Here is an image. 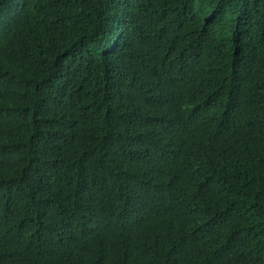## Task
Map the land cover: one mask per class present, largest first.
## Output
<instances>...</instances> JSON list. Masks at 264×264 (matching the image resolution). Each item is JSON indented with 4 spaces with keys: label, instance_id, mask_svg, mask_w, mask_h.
<instances>
[{
    "label": "trees",
    "instance_id": "trees-1",
    "mask_svg": "<svg viewBox=\"0 0 264 264\" xmlns=\"http://www.w3.org/2000/svg\"><path fill=\"white\" fill-rule=\"evenodd\" d=\"M0 264H264V0H0Z\"/></svg>",
    "mask_w": 264,
    "mask_h": 264
},
{
    "label": "clouds",
    "instance_id": "clouds-1",
    "mask_svg": "<svg viewBox=\"0 0 264 264\" xmlns=\"http://www.w3.org/2000/svg\"><path fill=\"white\" fill-rule=\"evenodd\" d=\"M220 163H223V164H225L227 167L232 168V166H230L226 161H224V160L219 161V162L216 164V166H214L212 169H210V170L207 172L206 177L204 178V181L200 184V189H202V186H203L204 183H206V184H210V183L213 182V180H214V178H215V176H216V173H217V167H218V165H219Z\"/></svg>",
    "mask_w": 264,
    "mask_h": 264
}]
</instances>
